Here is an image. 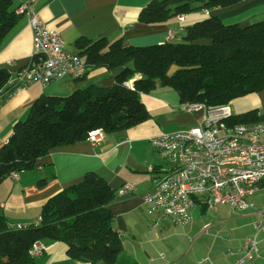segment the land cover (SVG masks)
Returning <instances> with one entry per match:
<instances>
[{
	"label": "trees",
	"instance_id": "obj_1",
	"mask_svg": "<svg viewBox=\"0 0 264 264\" xmlns=\"http://www.w3.org/2000/svg\"><path fill=\"white\" fill-rule=\"evenodd\" d=\"M242 0H150L139 21L155 24L199 9L226 8ZM14 0H0V46L20 13ZM76 52L89 67L120 68L109 87L90 84L68 95L40 94L24 119L14 122L0 147V182L13 172L32 169L51 148L85 140L99 127L117 131L149 118L139 95L155 88L176 91L179 102L206 107L228 105L237 97L264 89V20L246 26L224 24L210 15L185 27L181 40L146 46L123 45L82 38ZM134 78L132 85L125 83ZM10 78L0 68V87ZM5 100V99H4ZM250 110L232 116L229 124L258 121L264 113ZM114 192L94 172L70 185L42 205L40 223L10 227L0 215V264H39L29 253L35 241H61L66 254L78 262L115 264L122 251L119 234L108 209Z\"/></svg>",
	"mask_w": 264,
	"mask_h": 264
},
{
	"label": "crops",
	"instance_id": "obj_2",
	"mask_svg": "<svg viewBox=\"0 0 264 264\" xmlns=\"http://www.w3.org/2000/svg\"><path fill=\"white\" fill-rule=\"evenodd\" d=\"M29 1L14 0V5ZM149 1L33 0L31 6L47 29L60 34L64 48L69 52H76V41L82 38L97 40L104 37L109 41L120 38L123 45L146 46L165 41L167 32L172 31L176 39L181 40L185 27L205 18L202 14L206 17L214 14L224 24L237 23L241 26L264 20V0H242L230 7L211 9L208 14L199 9L182 14V20L176 15L164 22L145 24L138 17L140 10ZM32 45V27L27 15L20 13L0 46V68H4L10 75L4 90L10 91L17 86L16 72L27 63ZM119 70L89 66L79 79L62 78L45 86L35 82L17 88L0 106V147L11 134L14 122L25 118L30 104L40 94L64 96L90 84L109 87L114 83V76ZM139 76L135 74L128 83L132 85L133 79ZM253 96L250 99L254 105L264 103L262 97L259 101L257 96ZM139 97L149 113L148 119L129 128L106 131L104 137L94 144L85 139L51 148L37 158L34 168L16 172V177H5L0 182V215L6 218L8 224L27 225L33 222L40 217L41 207L49 197L80 182L85 173L94 172L114 192L108 209L112 214L111 225L121 238L120 254L125 244L132 247L133 253L139 250L145 243L147 233H152L149 229L153 222L156 221L158 225L163 219L141 198L151 187L154 175L149 170L154 162V153L148 138L176 130L177 127L194 125L192 123L197 113V119H200V112L183 109L176 91L171 88L158 86L149 93H141ZM125 182L133 184L131 191H122ZM255 195L251 197L253 208L244 212L230 210L228 217H218L222 225L228 227L227 234L243 229L241 235H229L227 244L233 249L243 245L245 237L252 232V222L259 217L264 202L254 200ZM203 210V204L196 205L191 211V218L198 213L200 215ZM146 242H151V239ZM39 243L44 247L42 255L36 257L39 264H80L67 256L65 243L46 239ZM226 249L212 246L207 256L197 260L196 264H234L235 256L227 254ZM253 264H264V243Z\"/></svg>",
	"mask_w": 264,
	"mask_h": 264
},
{
	"label": "built area",
	"instance_id": "obj_3",
	"mask_svg": "<svg viewBox=\"0 0 264 264\" xmlns=\"http://www.w3.org/2000/svg\"><path fill=\"white\" fill-rule=\"evenodd\" d=\"M33 0L21 3L17 13H25L33 30L31 55L16 72L17 86L10 91L0 87V106L4 99L19 87L38 82L45 86L53 81L79 79L88 66L77 54L66 51L60 34L46 28L39 14L31 6ZM203 12L208 14L209 9ZM184 16L178 15L182 20ZM176 39L168 31L166 42ZM127 86H131L128 82ZM188 112H200V119L192 126L162 132L148 138L153 149L152 184L141 196L150 209L167 218L170 223L183 226L191 220V211L203 204L206 211L219 204H227L231 211L244 212L254 207L251 197L264 189V116L258 121L229 124L233 114L228 105L206 107L201 102L184 103ZM258 115L261 113L257 112ZM104 128L87 132L86 140L99 142ZM17 176L16 172L10 174ZM122 191H131L133 184L125 182ZM41 218L27 225H37ZM27 225H10L20 229ZM157 225L154 221L149 231ZM209 224H203L207 230ZM263 235V236H262ZM264 243V203L259 217L252 222V232L237 249H226L234 255V264H253ZM44 247L35 241L29 253L42 255ZM164 258V254H159ZM80 264H91L88 261Z\"/></svg>",
	"mask_w": 264,
	"mask_h": 264
},
{
	"label": "rangeland",
	"instance_id": "obj_4",
	"mask_svg": "<svg viewBox=\"0 0 264 264\" xmlns=\"http://www.w3.org/2000/svg\"><path fill=\"white\" fill-rule=\"evenodd\" d=\"M202 16L206 17L203 14ZM177 40L174 39L173 41L176 42ZM252 96H257L259 101L260 97H262L264 102V89L231 100L228 106L234 116L244 114L253 109L264 113V103L259 106L254 105L250 99ZM198 115L199 113H197ZM197 116L196 120H198ZM196 120L192 124H196ZM177 129L179 128L177 127ZM253 199L263 203L264 189H260ZM229 214V206L224 204L216 205L212 211L203 210L200 215L199 213L194 215L189 223L183 226L174 225L163 217L158 222V225L152 229V233H147L144 238L145 243L141 245L139 250L133 253L132 247L125 244V249L117 257L115 264H196L197 260L207 256L208 250L212 246L233 249L227 244V239L230 237L229 235H241L243 229L230 230L231 234H227L229 231L228 227L225 225L224 227L218 217H228ZM205 223L209 224L207 230L202 228ZM147 239H151V242H146ZM160 253L164 254V258L159 257ZM96 264L104 263L99 261Z\"/></svg>",
	"mask_w": 264,
	"mask_h": 264
}]
</instances>
